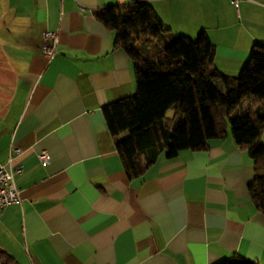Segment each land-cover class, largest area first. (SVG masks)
I'll return each instance as SVG.
<instances>
[{"label":"crops","instance_id":"crops-1","mask_svg":"<svg viewBox=\"0 0 264 264\" xmlns=\"http://www.w3.org/2000/svg\"><path fill=\"white\" fill-rule=\"evenodd\" d=\"M132 1L0 0V164L22 166L20 203L0 209V251L19 264H264L253 163L229 128L205 150L160 155L128 178L116 145L131 129L112 136L102 109L135 93L134 63L95 13ZM149 4L167 32L147 43L137 33L145 57L204 34L214 69L236 77L264 44V0ZM47 30L57 35L51 60L41 50ZM242 104L240 114L264 115V101Z\"/></svg>","mask_w":264,"mask_h":264},{"label":"trees","instance_id":"trees-1","mask_svg":"<svg viewBox=\"0 0 264 264\" xmlns=\"http://www.w3.org/2000/svg\"><path fill=\"white\" fill-rule=\"evenodd\" d=\"M149 1L134 0L95 13L114 34V48L134 63L135 93L102 109L112 136L131 129V135L116 145L128 178L141 176L160 155L172 158L183 150H205L209 140L224 138L229 128L235 144L252 160L249 198L264 214V115L247 109L231 118L243 100L264 101V44H254L236 77L214 69L215 46L204 34L196 40L176 37L156 59L145 57L135 45L137 33L147 32V43L167 32ZM204 87L214 92L211 98L203 97ZM0 264L19 263L0 251ZM219 264L254 263L236 259Z\"/></svg>","mask_w":264,"mask_h":264},{"label":"built area","instance_id":"built-area-1","mask_svg":"<svg viewBox=\"0 0 264 264\" xmlns=\"http://www.w3.org/2000/svg\"><path fill=\"white\" fill-rule=\"evenodd\" d=\"M57 35L52 31L43 33L42 53L47 60H51L56 53ZM15 155L20 154V149H12ZM38 162L46 166L50 162V156L46 151H41L37 155ZM12 157L6 163L0 164V209H5L9 205L19 204L21 201L19 188L16 184V176L21 175L22 166L11 164Z\"/></svg>","mask_w":264,"mask_h":264},{"label":"rangeland","instance_id":"rangeland-1","mask_svg":"<svg viewBox=\"0 0 264 264\" xmlns=\"http://www.w3.org/2000/svg\"><path fill=\"white\" fill-rule=\"evenodd\" d=\"M138 33H144V32H138ZM161 55V54H160ZM160 55H158V56H156L154 59H156L157 57H159ZM208 95V93H207V90L206 89H204L203 90V96H207ZM247 102H249V100L248 99H245V100H243V104L242 105H245ZM240 108V107H239ZM168 115H171V113L169 112V114ZM240 110H237V111H235L234 112V114L232 115V119L233 120H235V119H237V118H239L240 117ZM261 141H262V143L264 144V131H263V133L261 134Z\"/></svg>","mask_w":264,"mask_h":264}]
</instances>
